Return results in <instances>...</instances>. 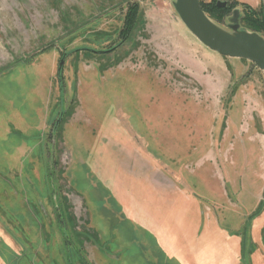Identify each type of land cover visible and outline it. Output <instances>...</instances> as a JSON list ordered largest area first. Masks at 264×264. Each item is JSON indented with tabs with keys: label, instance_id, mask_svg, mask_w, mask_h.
Masks as SVG:
<instances>
[{
	"label": "rangeland",
	"instance_id": "obj_1",
	"mask_svg": "<svg viewBox=\"0 0 264 264\" xmlns=\"http://www.w3.org/2000/svg\"><path fill=\"white\" fill-rule=\"evenodd\" d=\"M173 2L0 0V264H150L157 222L264 264V71Z\"/></svg>",
	"mask_w": 264,
	"mask_h": 264
},
{
	"label": "water",
	"instance_id": "obj_2",
	"mask_svg": "<svg viewBox=\"0 0 264 264\" xmlns=\"http://www.w3.org/2000/svg\"><path fill=\"white\" fill-rule=\"evenodd\" d=\"M217 5L225 8L228 4L219 1ZM173 6L187 30L211 51L231 58L249 60L264 71V37L241 28L239 9L233 11L227 28H223L206 14L200 0H174ZM107 52L109 51L101 53ZM67 56L68 54H64L59 64L57 75L60 82ZM53 128L56 130V125Z\"/></svg>",
	"mask_w": 264,
	"mask_h": 264
},
{
	"label": "crops",
	"instance_id": "obj_3",
	"mask_svg": "<svg viewBox=\"0 0 264 264\" xmlns=\"http://www.w3.org/2000/svg\"><path fill=\"white\" fill-rule=\"evenodd\" d=\"M241 1L256 7L260 2V0ZM153 226L150 237L155 239L156 247L147 251L143 249L141 255L143 260H147L150 264L155 261L156 264H239L235 240L229 234H224L221 229L208 228L202 229L201 232L192 229L182 232L180 229L166 228L159 222ZM8 247L11 248L13 245L9 244ZM148 251L153 255L148 256L147 259ZM19 263L23 264V261L20 260Z\"/></svg>",
	"mask_w": 264,
	"mask_h": 264
},
{
	"label": "trees",
	"instance_id": "obj_4",
	"mask_svg": "<svg viewBox=\"0 0 264 264\" xmlns=\"http://www.w3.org/2000/svg\"><path fill=\"white\" fill-rule=\"evenodd\" d=\"M201 1V5L203 10L206 12V14L213 19V21H217L219 22L222 18V16L227 12V8H218L216 7V5H214V3H211L210 5H206V3H204L203 0ZM234 2V1H233ZM237 3V2H235ZM244 8H248L250 10V15H247L245 17H241V28L243 29H247L251 32H257L261 35H263L264 37V17L263 16H258L257 11L253 10L249 5L246 4H242ZM133 11L131 12V14L127 17L126 20V25L124 28V33L129 34L130 32H132L133 27L135 26V23L137 21V13H138V9L136 6L133 7L132 9ZM253 15V16H252ZM248 16H250L253 19H248ZM123 35V34H122ZM127 36V35H126ZM113 50V49H112ZM65 242H69L68 237L66 236Z\"/></svg>",
	"mask_w": 264,
	"mask_h": 264
}]
</instances>
